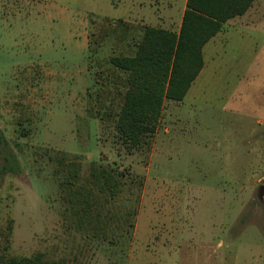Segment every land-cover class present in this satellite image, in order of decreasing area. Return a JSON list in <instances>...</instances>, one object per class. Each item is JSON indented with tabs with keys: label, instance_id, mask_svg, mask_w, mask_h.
<instances>
[{
	"label": "rangeland",
	"instance_id": "1",
	"mask_svg": "<svg viewBox=\"0 0 264 264\" xmlns=\"http://www.w3.org/2000/svg\"><path fill=\"white\" fill-rule=\"evenodd\" d=\"M138 2L0 0L9 252L67 264H264V0L205 46L184 98L166 99L150 144L129 151L114 126L126 73L111 58L133 54L146 25L175 24L184 1Z\"/></svg>",
	"mask_w": 264,
	"mask_h": 264
},
{
	"label": "trees",
	"instance_id": "2",
	"mask_svg": "<svg viewBox=\"0 0 264 264\" xmlns=\"http://www.w3.org/2000/svg\"><path fill=\"white\" fill-rule=\"evenodd\" d=\"M255 0H186L179 30L146 25L131 55L111 58L126 73L127 89L115 120V138L129 151L150 144L166 99L180 101L204 66V45L222 24L244 14ZM7 142L0 129V146ZM6 161H10L6 157ZM3 165L0 172L5 171ZM108 178V179H107ZM105 179H113L107 174ZM109 183V182H108ZM111 189L114 184L109 183ZM10 231H0V264H67L47 261L41 252H9Z\"/></svg>",
	"mask_w": 264,
	"mask_h": 264
},
{
	"label": "crops",
	"instance_id": "3",
	"mask_svg": "<svg viewBox=\"0 0 264 264\" xmlns=\"http://www.w3.org/2000/svg\"><path fill=\"white\" fill-rule=\"evenodd\" d=\"M184 2H183V4H182V7H181V11L179 12V14L177 15L178 16V19L176 20V22H175V24H171V26L170 27H165V28H172V29H174V30H179V27H180V24H181V20H182V16H183V12H184V9H185V7H186V0H183ZM140 3V0H139V2H138V4ZM255 5V2L250 6V8L244 13V14H242V15H240V17H243V16H247V14H248V12L250 11V9L253 7ZM165 17H167V16H164V18ZM169 18V17H168ZM235 18V17H234ZM234 18H232V19H230V20H228V21H226V22H224L223 24H222V27H221V29H220V31L216 34V35H214L205 45H204V48H205V46H207V44H209V42L211 43V42H213L214 40H216L217 38H219V36H221V34L223 33L224 34V32H225V27H224V25L225 24H228L230 21L232 22V20L234 19ZM241 20H244V19H240V21ZM242 23H244V22H242ZM204 48H203V50H204ZM203 56H204V53H203ZM204 64H205V61H204ZM204 67V66H203Z\"/></svg>",
	"mask_w": 264,
	"mask_h": 264
},
{
	"label": "water",
	"instance_id": "4",
	"mask_svg": "<svg viewBox=\"0 0 264 264\" xmlns=\"http://www.w3.org/2000/svg\"><path fill=\"white\" fill-rule=\"evenodd\" d=\"M263 190H264V185L260 186V188H259V196L260 197L263 196Z\"/></svg>",
	"mask_w": 264,
	"mask_h": 264
}]
</instances>
